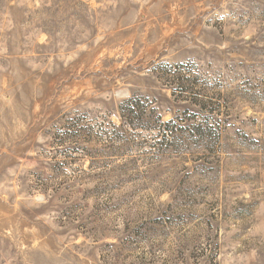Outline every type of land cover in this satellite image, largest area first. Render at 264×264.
Instances as JSON below:
<instances>
[{"label":"rangeland","instance_id":"rangeland-1","mask_svg":"<svg viewBox=\"0 0 264 264\" xmlns=\"http://www.w3.org/2000/svg\"><path fill=\"white\" fill-rule=\"evenodd\" d=\"M0 264H264V0H0Z\"/></svg>","mask_w":264,"mask_h":264}]
</instances>
